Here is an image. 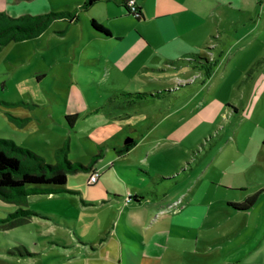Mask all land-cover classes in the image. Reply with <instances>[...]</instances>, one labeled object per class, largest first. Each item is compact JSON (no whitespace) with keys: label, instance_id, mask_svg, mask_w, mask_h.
<instances>
[{"label":"rangeland","instance_id":"374dc122","mask_svg":"<svg viewBox=\"0 0 264 264\" xmlns=\"http://www.w3.org/2000/svg\"><path fill=\"white\" fill-rule=\"evenodd\" d=\"M84 1L0 0V11ZM145 2L140 20L99 2L1 48L0 137L50 163L64 145L72 161L102 156L95 183L83 171L64 192L0 198V264H264V0H189L179 14L172 3L159 19ZM128 138L138 144L119 154ZM257 193L247 213L227 205Z\"/></svg>","mask_w":264,"mask_h":264},{"label":"trees","instance_id":"16d2710c","mask_svg":"<svg viewBox=\"0 0 264 264\" xmlns=\"http://www.w3.org/2000/svg\"><path fill=\"white\" fill-rule=\"evenodd\" d=\"M99 1H114L122 5L126 11L137 19L142 17V10L138 7L137 12H133L129 7L130 0H86L80 8L89 9ZM77 10L51 11L41 14H25L22 16H12L7 12H0V50L10 42H19L33 39L46 31L57 19H66L73 22L77 19ZM93 28L105 35H110V30L97 20L92 19ZM173 93L170 90L155 91L153 93H127L121 92L124 98L130 102L143 100L145 98H161ZM97 112V111H96ZM71 127L76 119V115L66 116ZM131 139V138H128ZM138 144V140L132 139L129 143L124 142L119 154H126ZM69 147L64 145L57 149L55 163L47 162L44 157L33 150L19 145L13 139L0 137V198L8 202H21L32 195H50L66 191L65 185L68 183L69 175L77 172L92 173L96 171L94 163L96 158L84 164L79 161H72L68 157ZM258 195L249 196L243 202H228V206L236 212H247L256 203ZM130 201L139 203V196L135 195ZM16 214H19L16 213ZM21 215H37L34 211L21 210Z\"/></svg>","mask_w":264,"mask_h":264},{"label":"crops","instance_id":"0c3cea01","mask_svg":"<svg viewBox=\"0 0 264 264\" xmlns=\"http://www.w3.org/2000/svg\"><path fill=\"white\" fill-rule=\"evenodd\" d=\"M86 1V0H85ZM84 1V2H85ZM136 1V4H137V6L138 7H140L141 8V10H142V17L140 18V19H142V18H144V14H145V10L148 8V6H147V4H146V0H144V2H142V3H140L138 0H135ZM182 0H156V10H155V18L156 19H159V18H161V17H166V16H169V15H171L173 12H171V10L169 9V5L170 4H172V3H175V4H177V5H181V6H179L180 8H178V10L176 11V12H174L173 14H179V13H182V12H189V8L188 7H184L183 5H182V3H184V4H186L189 0H183V2H181ZM83 2V3H84ZM99 2H106V3H115L117 6H119V7H123L122 5H120L119 3H117V2H114V1H99ZM99 2H97V3H99ZM83 3L82 4H80L79 6H78V8L77 9H74V10H79V9H83V8H80V6L81 5H83ZM97 3H95V4H97ZM94 4V5H95ZM91 8V7H90ZM90 8L89 9H86L87 11L88 10H90ZM124 8V7H123ZM125 9V8H124ZM126 10V9H125ZM61 11H63V10H61ZM0 12H2V11H0ZM47 12H51V11H47ZM54 12H56V11H54ZM127 12V11H126ZM8 13H10V12H8ZM46 13V12H45ZM128 13V12H127ZM28 14H31V13H28ZM41 14V13H40ZM129 14V13H128ZM92 19H95V20H97L98 21V19L95 17V16H93V18ZM140 19H138V20H140ZM99 22V21H98ZM99 23H101V24H103L105 27H107L109 30H110V35H111V33L114 31L111 27H109V26H107V25H105L104 23H102V22H99ZM191 27V26H190ZM181 31V33H182V35H184V36H186V35H188V34H191L192 32H194L195 30L194 29H192V28H187V29H181L180 30ZM180 31H175V32H177L178 34H179V32ZM110 35H107V36H110ZM263 144H264V140H263ZM259 193H257L256 195H258ZM253 195H255V194H253ZM252 196V195H251ZM249 197V196H248ZM247 197V198H248ZM246 198V199H247ZM229 202H232V201H229ZM228 203V202H227ZM236 203V202H235ZM228 205V204H227ZM250 211V210H249ZM248 212V211H247ZM247 212H237V213H247Z\"/></svg>","mask_w":264,"mask_h":264},{"label":"built area","instance_id":"2783aa9c","mask_svg":"<svg viewBox=\"0 0 264 264\" xmlns=\"http://www.w3.org/2000/svg\"><path fill=\"white\" fill-rule=\"evenodd\" d=\"M129 7H130V9H131L133 12H137V10H138V6H137L135 0H130V2H129ZM98 177H99V172H94V173L92 174V176L90 177V182H91V183H95V182L98 180Z\"/></svg>","mask_w":264,"mask_h":264},{"label":"water","instance_id":"95a60500","mask_svg":"<svg viewBox=\"0 0 264 264\" xmlns=\"http://www.w3.org/2000/svg\"><path fill=\"white\" fill-rule=\"evenodd\" d=\"M131 140H132V139H126L125 142H126V143H129Z\"/></svg>","mask_w":264,"mask_h":264}]
</instances>
